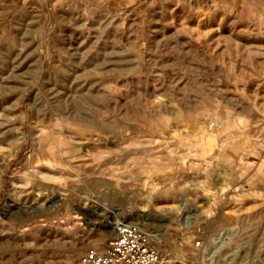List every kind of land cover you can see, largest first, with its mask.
Masks as SVG:
<instances>
[{
    "label": "rangeland",
    "instance_id": "rangeland-1",
    "mask_svg": "<svg viewBox=\"0 0 264 264\" xmlns=\"http://www.w3.org/2000/svg\"><path fill=\"white\" fill-rule=\"evenodd\" d=\"M117 216L165 264H264V0H0V264Z\"/></svg>",
    "mask_w": 264,
    "mask_h": 264
},
{
    "label": "built area",
    "instance_id": "built-area-1",
    "mask_svg": "<svg viewBox=\"0 0 264 264\" xmlns=\"http://www.w3.org/2000/svg\"><path fill=\"white\" fill-rule=\"evenodd\" d=\"M110 224L107 248L89 249L75 264H165V255L152 244V234L139 222L117 216Z\"/></svg>",
    "mask_w": 264,
    "mask_h": 264
},
{
    "label": "bare ground",
    "instance_id": "bare-ground-1",
    "mask_svg": "<svg viewBox=\"0 0 264 264\" xmlns=\"http://www.w3.org/2000/svg\"><path fill=\"white\" fill-rule=\"evenodd\" d=\"M183 203H184V202H179V204H178V205H180V206H181V205H183ZM105 207H106V206H105ZM103 208H104V207H103ZM100 209H101V208H100ZM132 213H133V212H132ZM130 215H131V217L133 216V214H130ZM140 221H142V220H140Z\"/></svg>",
    "mask_w": 264,
    "mask_h": 264
}]
</instances>
